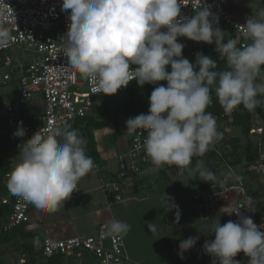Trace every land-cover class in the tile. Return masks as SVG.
Returning a JSON list of instances; mask_svg holds the SVG:
<instances>
[{"label":"clouds","instance_id":"obj_1","mask_svg":"<svg viewBox=\"0 0 264 264\" xmlns=\"http://www.w3.org/2000/svg\"><path fill=\"white\" fill-rule=\"evenodd\" d=\"M184 0H62L61 11L70 23L64 35L63 55L82 78L92 84L94 94H115L132 80L143 87L158 85L149 96L148 113L126 120V131L147 133L143 141L145 157L159 171L164 165L187 168L194 156H203L208 146L220 138L216 121L206 109L212 92L225 113L238 106L248 111L264 107V11L260 19L248 17L243 37L251 42L238 46V39L225 40L223 31L214 27L218 16L210 11L207 0H194V15H182ZM209 17H212L210 20ZM0 21V44L10 33ZM215 43V51L225 67L203 53L195 62L182 55L185 45L178 38ZM23 122L13 135L24 137ZM13 170L7 178L9 192L38 209L56 211L77 189L78 181L89 174L93 159L86 154V141L71 124L50 125L46 134L35 132L26 140ZM194 172L207 183L226 182L197 161ZM210 184V183H209ZM162 209H175L177 222L181 211L174 199L164 193ZM249 209V207H244ZM235 213L236 221L220 220L206 225L208 235L203 250L212 264H240L234 259L243 252L247 264H264V232L253 219ZM155 234L157 226L147 222ZM130 225L111 220L105 234H123ZM199 236L180 241L178 255L196 245Z\"/></svg>","mask_w":264,"mask_h":264},{"label":"built area","instance_id":"obj_2","mask_svg":"<svg viewBox=\"0 0 264 264\" xmlns=\"http://www.w3.org/2000/svg\"><path fill=\"white\" fill-rule=\"evenodd\" d=\"M184 2L187 5L181 9L182 15H194L191 7L194 0ZM61 4L62 0H0V21H3L2 26L10 33L8 42L0 44V85L7 82H14L17 85L16 90L0 94V144L8 143L18 155L24 147L23 143L35 132L46 134L50 125H63L83 117L99 103L97 97L101 94L92 92L91 82L82 78L63 55L64 35L70 21L68 14L61 11ZM207 5L210 11L218 16V23H215L214 27H219L223 31L225 40L232 34L239 40L240 46L251 42L243 37V24L248 17L254 19L261 17L254 16L252 12L237 17L229 9L228 0H207ZM178 42L183 43L193 56L198 52L202 53V46L207 44L185 37L178 38ZM18 47H21L20 54L17 51ZM28 51L36 56L30 57ZM128 85L118 89L115 95H125ZM30 100L35 105L41 104L42 112L34 113L29 110L28 113H22L20 106ZM148 109L149 102L145 113H148ZM21 121L26 133L24 137H16L13 133ZM217 131L219 132L218 129ZM249 133L251 136L255 134L258 136V143L255 141L258 145V156L245 170L250 173L260 172L264 177L262 128L254 125ZM146 135L143 130L131 134L128 149L130 162L126 169L118 171L115 177H111L102 186L107 199H123L122 192L129 186L127 182L129 173H137L142 165L151 164L143 150ZM220 140L218 138L208 146L218 155L221 154ZM99 169L100 167L94 163L92 170ZM9 174H5L2 182L4 191H0V204L9 207L7 220L2 225L4 231L27 223L31 206V203L9 192L7 188ZM220 178L222 181L223 176ZM230 181L231 179L216 183L218 189L216 191L225 205L223 208L225 218L222 224L229 220L236 221L237 215L229 212L240 209L243 215L251 217L258 229L264 232V181L259 195L248 194L245 185L239 180L236 183ZM77 196L78 189L74 190L67 200L74 201ZM106 227V224H102L94 234L77 235L61 240L46 237L42 241L40 256L48 258L61 255L67 258L68 264H126L128 256L122 234H105ZM240 255L248 262L249 257L243 252L238 253L234 259L241 262ZM19 261L21 263L26 261L24 254ZM204 264H212V257L208 254Z\"/></svg>","mask_w":264,"mask_h":264},{"label":"crops","instance_id":"obj_3","mask_svg":"<svg viewBox=\"0 0 264 264\" xmlns=\"http://www.w3.org/2000/svg\"><path fill=\"white\" fill-rule=\"evenodd\" d=\"M105 134L107 133L99 132V135L95 137L98 141H94L95 153L90 154L86 147V154L101 167L99 170H92L78 181V196L74 201L62 202L56 211L38 209L31 204L29 221L23 224L26 236H23V232L19 231L15 234L16 237L9 242V246H13L12 253L18 258L17 262L13 264H30L27 261L24 263L19 261L23 255L24 247L17 243V237L23 238L25 243L37 244L39 242L42 245V241L46 237L52 240H61L77 235L94 234L100 225H108L114 219L130 225V230L122 234L128 256L126 264H204L206 253L203 250V244L206 240L214 239V234L208 235L206 225L209 224L204 222V219L212 214L216 221V213L224 212L225 206L217 192L216 185H213V188L201 190L206 192V200L209 202L198 198L194 199V194L199 189L193 184L192 177L189 179L183 170L177 168V170L171 171L168 168L165 174H159L151 170L152 164H148L142 165L137 173H129L127 176L129 186L122 192L123 199H107L102 186L121 170L122 167L118 170L119 163L121 165V162H125L127 167L130 162V158L127 156L130 140L121 137L111 139L110 136L106 138ZM12 150L14 149L12 148ZM98 159L105 160V164H98L96 161ZM17 161L14 159L11 162L16 164ZM237 169L239 168L223 162L220 164V177L227 170L233 177L230 182L236 183L234 173ZM161 180L171 181L172 184L167 191L159 190L161 187L158 185V181ZM188 182L191 184V188H187ZM262 184L263 182L249 188L244 185L248 194L259 195ZM210 191L215 192L210 194ZM164 193L176 195L170 197L179 205L181 211L178 222L175 209L171 211L162 209L161 198ZM145 221L153 222L157 226L155 234L148 231ZM196 236H199L196 245L186 251L184 259H181L178 255L180 241ZM63 259L64 263L68 262L67 258L63 257ZM240 259V264H247L243 256L240 255Z\"/></svg>","mask_w":264,"mask_h":264},{"label":"trees","instance_id":"obj_4","mask_svg":"<svg viewBox=\"0 0 264 264\" xmlns=\"http://www.w3.org/2000/svg\"><path fill=\"white\" fill-rule=\"evenodd\" d=\"M228 39L235 38L231 34L226 40ZM215 47V43L204 44L202 46V53L217 60L218 67L223 69L226 65L220 60L219 54L215 51ZM182 55L190 62H195V56L190 53V50L187 47L183 48ZM159 84L166 86V81H160L158 82V85ZM158 85L145 84L143 87H140L137 85L136 81L133 80L129 83L127 92L125 95H123L122 100L117 99L115 94H101L97 97L98 101L100 102L96 104L87 115L76 118L68 124H71L73 129L80 132L81 137H83L86 141V147L90 154L95 153L96 147L93 137V130L108 126L111 124V122H114L118 116H124L128 119L141 113H145L147 104L149 102V96L154 87ZM206 111L213 115V118L216 121V127L221 134V144L219 145L221 154L218 155L215 150L208 147L203 156H194L192 158L191 164L189 165L192 172V182L199 190L213 188V185H216V182H209V184L198 178L197 174L194 172L197 161H202L203 167L213 171L219 177L220 163L222 160H227L228 158H230L231 165L244 170L246 173H250L246 171L245 168L257 158L258 145L253 140L254 138L250 135L249 130L255 125L256 116H258L260 123L264 125V107H259L254 111H248L241 105L234 109L230 114L225 113L224 109L219 104L214 91L212 92V103L208 106ZM227 124L237 128L239 133L227 136ZM15 165L16 164H12L11 160H0V191H4L2 182L5 178V174L11 173ZM167 166L168 165H164L159 171L156 172L159 174H165L166 169L168 168ZM8 211L9 207L7 205L0 204L1 264H4L1 255L3 247L6 244L8 245L12 238L16 237L15 234H17V232H23V236H26L27 234L23 228V224L15 226L8 231L2 230V225L7 220ZM17 238V243L24 247L22 253L25 254L26 261L30 262V264H64L63 257L59 255H53L51 257L42 259L40 257L41 243H25L22 240L23 238ZM35 249L36 251L34 252Z\"/></svg>","mask_w":264,"mask_h":264},{"label":"rangeland","instance_id":"obj_5","mask_svg":"<svg viewBox=\"0 0 264 264\" xmlns=\"http://www.w3.org/2000/svg\"><path fill=\"white\" fill-rule=\"evenodd\" d=\"M263 3H264L263 0H228V7L237 17H242V16L246 15L247 13L252 12V14L254 16H257L259 18L260 17L259 14L263 11ZM19 48H21V47H18V49H17L18 54H20L22 52L21 49H19ZM23 51H24V53L26 52L25 49ZM28 54L32 58H34L36 56L31 51H28ZM16 89H17L16 83L7 82L6 84L0 85V94H4L6 92H12L13 90H16ZM116 98L119 99V100H122L123 96L116 95ZM20 110H21L22 113H28L29 110H31L34 113H40L43 110V106L41 104L35 105L32 102V100H30V101H27L24 105H21L20 106ZM126 120H127L126 117L118 116L116 118V120L114 122H111V124H109L108 126H106L104 128H101L99 130L95 129L96 131L93 130V131H95L94 134H93L94 141L98 142L97 139H95V137H97L99 135V132L107 133V134L104 135L106 138L108 136H110L111 139H119L121 137V138H123L125 140L126 139L130 140L131 134H129L126 131V123H125ZM255 126L262 128V134H264V125L260 123V121L258 119V116H256ZM226 129L228 131L227 134H226L227 136H231L233 134H238L239 133V130L237 128H235L234 126H231L229 124L226 125ZM77 132H78V135L81 136V134H80V132L78 130H77ZM255 135L252 136L254 138L253 140L258 143V140H257L258 136H255ZM128 149H129V146L127 147V152H128ZM18 158H19V155L16 154L15 150H12V147L8 143H4L3 142V143L0 144V160H11L12 161L14 159L18 160ZM96 161H97L98 164L99 163H101V164L104 163L105 164V160H103V159H102V161H100L99 159L96 160ZM223 162L224 163H228L229 165H231L230 158H228L227 160H222V162L220 164H222ZM167 167L171 171H175L178 168L175 165H171V166L168 165ZM120 168L121 169H126V163L125 162H121V165L119 163L118 170ZM183 172L189 179L191 178L192 172H191L190 166H188L187 168L183 169ZM225 172L229 173V171H227V170H225ZM236 173H234L236 180H239V181L243 182L246 185V187H248V188L249 187H253L254 185H256L258 183L263 182V179H264V177L261 175L260 172L246 173L244 170L237 169ZM176 179L177 178L175 177V180ZM148 184H149V182H148ZM171 184H172L171 181H163V180L158 181V185L161 187V188H159V190L167 191L169 189V187L171 186ZM187 188H191V184H189V182L187 184ZM187 192H189V191H187ZM214 192L210 191V194H212ZM195 193L196 194H194V199L195 198L196 199L198 198L199 200H201V199L202 200H206L207 199L206 192H202L201 190H199V191H196ZM163 195L164 194H162V196ZM168 195L169 196H176L174 193L173 194H168ZM218 198H219V196H218ZM206 201L209 202V200H206ZM203 203L205 204L204 201H203ZM216 217H217V220H220V223H223L224 222V218H225V212H223V211L217 212L216 213ZM214 221H215V219H214L212 214L208 218L204 219V222H207V224H211ZM9 245L10 244H8V245L6 244L3 247V250L1 252L4 264L16 263L17 259H18L17 256H15L12 253L14 251L13 250V246H9ZM18 251H20V250H18ZM64 264H68V263L65 262Z\"/></svg>","mask_w":264,"mask_h":264}]
</instances>
